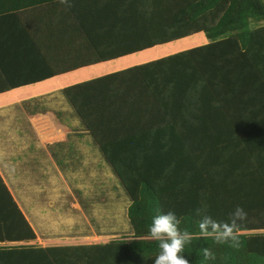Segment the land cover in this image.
I'll use <instances>...</instances> for the list:
<instances>
[{
  "label": "trees",
  "instance_id": "1",
  "mask_svg": "<svg viewBox=\"0 0 264 264\" xmlns=\"http://www.w3.org/2000/svg\"><path fill=\"white\" fill-rule=\"evenodd\" d=\"M74 5L88 49L50 74L198 32L208 41L62 88L129 199L130 232L88 244H0V264H154L158 242L146 237L156 215L173 211L180 230L198 237V208L226 222L237 206L247 213L238 248L201 237L179 255L189 264H264V0ZM7 197L0 224L14 232L22 224L32 239Z\"/></svg>",
  "mask_w": 264,
  "mask_h": 264
},
{
  "label": "crops",
  "instance_id": "2",
  "mask_svg": "<svg viewBox=\"0 0 264 264\" xmlns=\"http://www.w3.org/2000/svg\"><path fill=\"white\" fill-rule=\"evenodd\" d=\"M100 1L69 0L68 7L60 0H0V84L9 86L0 91V203L9 194L33 233L28 239L22 224L15 232L0 224L3 246L88 244L115 235L105 230L99 199L105 172L98 162L106 161L62 88L208 41L198 32L50 74L73 62L71 52L88 49L74 4ZM30 104L37 109L29 111Z\"/></svg>",
  "mask_w": 264,
  "mask_h": 264
},
{
  "label": "clouds",
  "instance_id": "3",
  "mask_svg": "<svg viewBox=\"0 0 264 264\" xmlns=\"http://www.w3.org/2000/svg\"><path fill=\"white\" fill-rule=\"evenodd\" d=\"M60 3L71 7L69 0H60ZM203 211L199 208L196 210V215L201 216L198 237H194L187 230H180V220L173 211L158 214L153 218L146 239L158 242L159 252L155 256L154 264H189L188 260L179 254L184 251L185 243L201 237L206 240L212 238L217 244L227 243L234 248L240 246L239 224L247 219V213L241 206H237L230 213L226 222L216 221L206 214L202 215ZM203 253L206 259H215L208 248H204Z\"/></svg>",
  "mask_w": 264,
  "mask_h": 264
},
{
  "label": "rangeland",
  "instance_id": "4",
  "mask_svg": "<svg viewBox=\"0 0 264 264\" xmlns=\"http://www.w3.org/2000/svg\"><path fill=\"white\" fill-rule=\"evenodd\" d=\"M181 42V46L186 45V41L182 40ZM147 54L148 53L146 52L140 55H136L134 57L132 56L130 57V59H134L137 57L138 59H141L140 56H143V58H145ZM0 100H2V98H0ZM26 107L31 108L29 111H34L35 109H37L36 106L34 107L33 104L27 105ZM102 165L105 172L103 185L104 189L99 190V199L103 198L104 200L103 207L105 213V230L107 231V233L110 234L113 233L112 230H115V235L105 236V239H107L111 237L114 238L119 235L127 234L130 232V227L126 218V206L129 202V199L123 191L121 185L118 182V179L113 174L109 165L106 162H102L101 160H99L98 168H102ZM98 180V187L101 188L102 181L99 178ZM89 181L92 182V179H90ZM100 207L102 208L101 205Z\"/></svg>",
  "mask_w": 264,
  "mask_h": 264
}]
</instances>
